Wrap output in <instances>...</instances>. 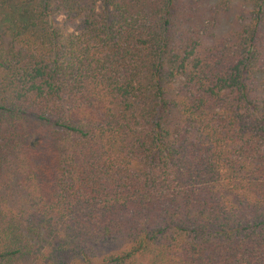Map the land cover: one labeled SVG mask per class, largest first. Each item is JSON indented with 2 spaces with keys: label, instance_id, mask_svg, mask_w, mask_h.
<instances>
[{
  "label": "trees",
  "instance_id": "obj_1",
  "mask_svg": "<svg viewBox=\"0 0 264 264\" xmlns=\"http://www.w3.org/2000/svg\"><path fill=\"white\" fill-rule=\"evenodd\" d=\"M0 264H264V0H0Z\"/></svg>",
  "mask_w": 264,
  "mask_h": 264
},
{
  "label": "rangeland",
  "instance_id": "obj_2",
  "mask_svg": "<svg viewBox=\"0 0 264 264\" xmlns=\"http://www.w3.org/2000/svg\"><path fill=\"white\" fill-rule=\"evenodd\" d=\"M63 20H64L63 17H59V18L57 19V23H58L59 28L64 29V30L66 31V29L64 28V27H65V23H64ZM69 27H70L71 29L73 28V26H71V25H69Z\"/></svg>",
  "mask_w": 264,
  "mask_h": 264
}]
</instances>
